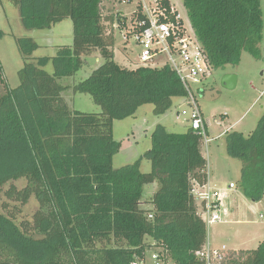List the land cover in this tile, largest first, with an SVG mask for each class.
<instances>
[{"label":"trees","instance_id":"obj_1","mask_svg":"<svg viewBox=\"0 0 264 264\" xmlns=\"http://www.w3.org/2000/svg\"><path fill=\"white\" fill-rule=\"evenodd\" d=\"M24 27L50 29L66 18L72 45L53 57L30 60L39 48L32 37L17 38L25 60L12 88L0 59V193L39 207L30 232L0 212V264H135L151 247L162 248L175 264H204L197 253L208 239L192 188L208 181L202 136L190 128L170 132L157 124L151 147L134 163L114 168L119 142L114 121L134 116L145 104L166 113L187 91L168 63L135 69L115 60V35L106 33L103 0H11ZM196 35L214 69L238 65L243 52L262 57L263 0H183ZM5 32L0 28V39ZM98 50L105 61L85 79L64 83ZM52 61L54 72L44 67ZM89 94L100 112L72 108L64 93ZM228 154L241 160L240 187L251 201L264 198V113L245 136L225 133ZM146 157L151 170L142 172ZM158 182L145 200L144 188ZM150 203L151 207L144 204ZM7 208V204H4ZM152 214V217L149 215ZM28 226V227H27ZM151 238L153 243H149ZM227 264H264V241L255 249L230 250Z\"/></svg>","mask_w":264,"mask_h":264},{"label":"rangeland","instance_id":"obj_2","mask_svg":"<svg viewBox=\"0 0 264 264\" xmlns=\"http://www.w3.org/2000/svg\"><path fill=\"white\" fill-rule=\"evenodd\" d=\"M171 1L189 23L190 19L183 0ZM114 4L113 0L102 3L103 14L114 12L116 9L113 7ZM121 8L129 9L126 5L121 6ZM0 28L5 32L4 37L0 39V59L4 67V77L12 88L19 85L18 72L25 63L18 48L17 38L27 36L38 42L39 48L30 58L32 61L39 57H53L56 55L59 45H72L74 40V27L71 18L64 19L50 29L28 30L22 23L18 7L11 0H0ZM108 32L109 28L106 29V33ZM114 38L116 39L115 60L122 66L135 69L139 63L140 47L131 43L130 47L124 48L121 35L115 33ZM260 49L262 53L260 59H256L244 51L238 65H227L224 68L214 69L211 76L203 84L197 85L202 89L198 99L205 118L209 119L211 123L209 131L213 139L209 143V151L201 140L202 153L210 159L211 173L215 177L216 184L227 187L230 181L235 182L238 185L236 190L240 200L239 208L233 207L232 215L225 217V219L234 221V225H225L220 221L210 224L209 232L212 236L224 230L225 226L237 231L239 240L248 237L249 231L257 227L264 231V223H262L264 218L260 215L264 213V203L255 204L251 207V201L243 196L240 187L242 162L228 154L225 144L226 131H242L245 136H248L256 128L264 113V40L260 44ZM83 59L82 68L74 76L65 78L63 80L65 84L77 83L87 78L94 69L105 61L98 50L89 55H84ZM164 62L165 57H160L155 60L153 66L161 67ZM44 68L49 73L54 72L52 61L46 64ZM231 73L237 76V85L234 88H228L222 82L225 75ZM0 87H2V83H0ZM64 96L72 108L85 112H100L102 110L89 94L73 93L69 90L64 93ZM154 107V104H145L138 109L134 116L114 121V138L119 142V151L113 159L114 168L134 163L151 147V133L158 123H164L170 132H183L188 128L185 117H179L178 113L182 108H186L183 99H175L171 109L164 114H156ZM150 170L151 162L144 157L141 171L149 172ZM11 185L21 189L26 185V180L10 181L3 186V191L0 193V212L13 216L15 222L23 225V227L25 223L29 224L30 232L34 233L31 230V225L39 203L35 196H32L26 204L7 199L4 192ZM157 188L158 182L147 184L144 188L145 200H149ZM4 204H7L6 209ZM147 240L149 243H153L151 238H147ZM217 242L220 245L229 244L227 238H220ZM249 247L253 249L257 248L258 245L250 244ZM149 249L147 264H154L151 253L153 250L159 249L157 247Z\"/></svg>","mask_w":264,"mask_h":264},{"label":"built area","instance_id":"obj_3","mask_svg":"<svg viewBox=\"0 0 264 264\" xmlns=\"http://www.w3.org/2000/svg\"><path fill=\"white\" fill-rule=\"evenodd\" d=\"M106 1L108 0H103L102 3ZM113 1L115 11L104 15L108 33L120 34L124 48L130 47L131 43L140 47L138 66H153L156 59L165 57L164 64H170L177 71L187 91L184 97L186 108L179 112V117L184 116L188 128L202 136V143L209 151V143L213 139L209 135L207 121L198 99L202 89L197 85L203 84L214 68L191 21L187 23L171 0ZM124 5L129 9L121 8ZM237 188L238 185L233 181L225 188H215L208 181L193 185L192 193L198 213L207 225L222 221L229 215L226 200L229 193ZM260 215L264 218L263 213ZM158 249L151 253L154 264H175L167 259L162 248ZM149 250L135 264H147ZM229 252L226 245L214 247L206 242L197 256L204 264H227Z\"/></svg>","mask_w":264,"mask_h":264},{"label":"crops","instance_id":"obj_4","mask_svg":"<svg viewBox=\"0 0 264 264\" xmlns=\"http://www.w3.org/2000/svg\"><path fill=\"white\" fill-rule=\"evenodd\" d=\"M139 67V66H137ZM136 67V68H137ZM183 99L184 100V104H186L185 102V99L183 97H176L174 98L175 99ZM183 109V108H182ZM179 113V112H178ZM206 121H207V125H208V131H209V128L211 126V123L209 121V119L206 118ZM216 121V120H215ZM159 124V123H158ZM160 124H163L165 125L164 123H160ZM188 125V124H187ZM166 126V125H165ZM188 129V128H187ZM230 131V130H228ZM227 132V131H226ZM242 132V131H241ZM209 135L211 136L210 134V131H209ZM213 137V136H212ZM202 150V149H201ZM204 155V154H203ZM206 157V156H205ZM206 159L208 160V173H209V177H208V182L215 188H225V186H221L219 184H216L215 182V177L212 175L211 173V167H210V159L206 157ZM231 182V181H230ZM244 196V194H243ZM242 196V197H243ZM245 197V196H244ZM243 197V198H244ZM246 198V197H245ZM244 198V199H245ZM247 199V198H246ZM245 199V200H246ZM247 203L248 200H246ZM251 201V200H250ZM227 206L229 208V216L232 215V208L233 207H237L239 208V203H240V200H239V193L237 190H234V191H231L227 197ZM264 203V198L261 200V201H258V202H255V201H251V207L255 204H258L260 205L261 203ZM150 203H146L144 204L145 207H151L152 205H148ZM148 205V206H147ZM264 214V213H263ZM239 221V220H237ZM221 223L225 224V225H234V221L232 220H229V219H225V220H222L220 221ZM238 223V222H237ZM264 223V222H262ZM226 229V230H225ZM220 238H227V242L230 244H227V243H223L225 244L230 250H249V249H252L249 247L250 244H257L259 246V244L264 241V231L263 229H260L259 227L255 228V229H252L249 231L248 233V237L244 238V239H241L239 240L238 236H237V231H234L232 228H226V226L224 227V230L222 231H219L215 234V236L213 235H210V232H209V225H208V239H207V242L214 246V247H219L221 246L217 241L220 239ZM220 242V241H219ZM218 244V245H217ZM255 249V248H253Z\"/></svg>","mask_w":264,"mask_h":264},{"label":"water","instance_id":"obj_5","mask_svg":"<svg viewBox=\"0 0 264 264\" xmlns=\"http://www.w3.org/2000/svg\"><path fill=\"white\" fill-rule=\"evenodd\" d=\"M223 84L228 88H234L237 85V76L235 74H227L222 80Z\"/></svg>","mask_w":264,"mask_h":264}]
</instances>
